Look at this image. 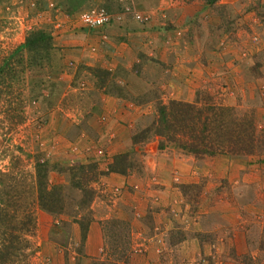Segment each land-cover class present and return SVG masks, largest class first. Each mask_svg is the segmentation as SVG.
Here are the masks:
<instances>
[{
    "label": "rangeland",
    "instance_id": "obj_1",
    "mask_svg": "<svg viewBox=\"0 0 264 264\" xmlns=\"http://www.w3.org/2000/svg\"><path fill=\"white\" fill-rule=\"evenodd\" d=\"M93 9L107 23L84 26ZM40 29L49 63L24 77L23 122L0 129V170L90 167L85 239L97 227L102 243L86 251L72 217L34 204L24 264H264V0H0L2 55ZM170 100L232 107L254 152L134 144ZM49 179L65 181L68 204L85 197L65 173Z\"/></svg>",
    "mask_w": 264,
    "mask_h": 264
},
{
    "label": "trees",
    "instance_id": "obj_2",
    "mask_svg": "<svg viewBox=\"0 0 264 264\" xmlns=\"http://www.w3.org/2000/svg\"><path fill=\"white\" fill-rule=\"evenodd\" d=\"M51 49V37L40 29L29 31L21 46L3 55L0 52V129L5 127L10 131L23 122L25 110L22 95L27 89L24 77L33 69H41L49 63ZM243 117L241 119L232 107L213 101L199 105L170 100L158 105L156 116L138 135L132 136V141L136 144L157 139L158 149L172 143L196 157L252 154L253 125ZM121 164L116 160L110 171L124 174L126 167ZM88 168L42 160L36 161L33 175L22 167L0 170V264L25 263L28 237L33 234L36 225L34 204L54 217L61 214L72 217L80 227L84 242L91 218L82 212L90 206L93 197L90 186L86 184L82 188V181L88 177L85 174ZM51 171L57 176L65 173L72 187L79 191L83 189L85 197L68 204L64 199L65 181L52 182L49 179ZM78 214L81 216L78 217Z\"/></svg>",
    "mask_w": 264,
    "mask_h": 264
},
{
    "label": "built area",
    "instance_id": "obj_3",
    "mask_svg": "<svg viewBox=\"0 0 264 264\" xmlns=\"http://www.w3.org/2000/svg\"><path fill=\"white\" fill-rule=\"evenodd\" d=\"M81 23L89 28H98L108 21V16L103 10L93 9L81 14Z\"/></svg>",
    "mask_w": 264,
    "mask_h": 264
},
{
    "label": "crops",
    "instance_id": "obj_4",
    "mask_svg": "<svg viewBox=\"0 0 264 264\" xmlns=\"http://www.w3.org/2000/svg\"><path fill=\"white\" fill-rule=\"evenodd\" d=\"M85 245L84 249L87 251L88 248L90 249L92 246L96 251H99L101 249V232L99 228L97 227H91L90 230L88 231L87 237L85 239Z\"/></svg>",
    "mask_w": 264,
    "mask_h": 264
}]
</instances>
